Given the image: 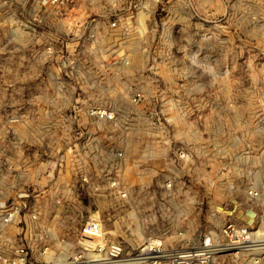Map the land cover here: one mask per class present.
I'll use <instances>...</instances> for the list:
<instances>
[{"label":"rangeland","instance_id":"rangeland-1","mask_svg":"<svg viewBox=\"0 0 264 264\" xmlns=\"http://www.w3.org/2000/svg\"><path fill=\"white\" fill-rule=\"evenodd\" d=\"M263 7L146 0L138 23L126 0H77L62 20L33 0L0 9V135L9 124V179L39 212L33 259L71 251L93 217L121 256L147 238L191 245L228 222L264 233ZM87 17L94 44L49 38L60 27L70 40ZM263 244L214 264H264Z\"/></svg>","mask_w":264,"mask_h":264},{"label":"built area","instance_id":"built-area-1","mask_svg":"<svg viewBox=\"0 0 264 264\" xmlns=\"http://www.w3.org/2000/svg\"><path fill=\"white\" fill-rule=\"evenodd\" d=\"M14 0H0V9ZM34 3L46 7L55 8L59 18H67V11L77 0H33ZM133 10L132 17L139 16L141 8L146 5V0H126ZM157 2L159 0H148ZM256 16L264 17V7L256 11ZM251 16L255 17L251 11ZM90 18V16H88ZM85 18L82 21L74 20L73 27L67 33L70 40L65 42L60 37L61 28L58 27L55 35L49 34V38L55 42H63L66 48H75L94 44L95 28L92 20ZM108 26L115 28L120 24V17L115 16L108 20ZM264 38V22L257 26ZM71 33L72 36H69ZM86 39L90 40L88 43ZM196 64V63H194ZM100 116L108 113L104 109L96 110ZM0 135V175H7L8 182L3 184L0 177V264H214L215 258L225 251L236 254L245 247L256 243L257 239H264V233L258 234L246 227H239L234 222L225 223L219 232L208 231L197 243L182 246L180 248L167 249L165 244L156 238L143 240L127 256H121L114 250L109 236L102 222L96 218H88L79 225L72 243L71 251L60 250L57 257L46 259L43 257L47 248L37 249L39 258L33 259V248L30 242L37 241L39 237L33 234L39 220V212L34 208L30 200V193L24 189L22 195L15 194V186L12 179L14 160L4 146H15L9 124H2ZM4 175V176H5ZM2 183V184H1ZM31 233V234H30ZM264 245V244H263ZM264 249V247L262 248ZM254 258V257H253ZM254 260V259H253ZM255 261V260H254Z\"/></svg>","mask_w":264,"mask_h":264}]
</instances>
